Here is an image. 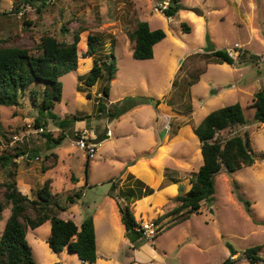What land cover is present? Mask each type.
<instances>
[{
	"label": "rangeland",
	"instance_id": "rangeland-1",
	"mask_svg": "<svg viewBox=\"0 0 264 264\" xmlns=\"http://www.w3.org/2000/svg\"><path fill=\"white\" fill-rule=\"evenodd\" d=\"M181 1L190 9L167 17L157 10L165 0H45V4L43 0H34L23 14L20 6L27 2L22 1L15 8L19 0H1L0 40L7 45L25 46L34 52L33 47L42 35L51 33L59 40L72 41L74 31L81 26L85 30L81 32L78 50L85 52L89 35L101 34L103 45L97 54L108 62L114 60L115 80L110 81V96L100 97L103 86L109 82L107 72L94 87H89L78 76L90 71L93 59L87 65L86 60L90 58H79L76 71L61 77L63 97L52 109L58 119L49 117L50 112L46 111L42 127L35 125L39 106L33 104L30 88H38L41 102L43 84L33 83L26 95L21 96L20 105H0V155L14 153L18 147L35 148L38 157L31 159L25 154L15 158L18 187L35 198L45 180L52 178V192L57 194L61 204H65L69 194L81 190L83 194L76 204L65 211H57L60 217L73 219L79 226L88 216L113 213L111 199L118 206L130 205V192L137 195L140 191L138 180L133 179L129 184L126 180V185L121 187H115L114 181L119 183L126 179L124 170L132 161L152 157L169 134L173 142L166 144L164 150L167 157L178 163V169L168 166L165 178L159 181L153 170L155 182L152 186L156 192L145 195L149 196L147 202L140 201L138 206L131 208L139 223L154 222L160 217L157 224L161 231L153 240L154 244L146 239L140 242L142 259L138 264H221L230 256L227 243L239 251L235 258L247 247L262 245L264 258V123L256 119L252 106L254 93L264 89V0ZM138 20H147L152 29L162 28L167 33L156 46L157 56L153 61L135 59L132 55L134 41L128 32ZM183 23L191 30L185 31ZM62 26L67 28L66 32L62 31ZM209 44L231 51L236 60L243 49L256 57L247 64L239 61L232 65L214 63L207 55ZM233 48L236 51L233 52ZM149 99L161 101L160 112ZM100 101L116 111L114 117L100 113ZM234 103L241 104L246 117L245 125L236 132H249L255 163L231 176L217 175L212 199L202 201L200 211L190 212L188 220L173 224V218L167 217V213L178 202L171 196L178 195L181 186H185L186 191L190 189L203 163L195 128L213 110ZM134 108L138 109L130 113ZM157 116L161 119L159 127L155 125ZM63 119L64 124L61 123ZM108 128L113 136L100 142L90 158L87 174L88 155L76 142L83 130L102 138ZM62 131L66 136L61 143L49 142L43 135L51 133L57 138ZM152 134L153 143L150 144ZM52 162L55 165L44 171L43 166ZM170 162L168 159L167 163ZM135 172L153 182L143 165L135 167ZM6 177L7 170H4L0 182ZM171 177L178 180L174 194L165 186ZM160 185L162 187L158 188ZM2 192L0 201L5 200ZM246 200L251 214L245 208ZM9 214L10 206L0 220V235ZM107 224V218L98 222L101 255L107 252ZM50 232V221L28 231L27 239L38 264H90L68 250L54 252L47 243ZM121 248L124 247L120 244ZM122 260L121 255L115 253L110 264H121ZM236 264L251 263L241 259Z\"/></svg>",
	"mask_w": 264,
	"mask_h": 264
},
{
	"label": "trees",
	"instance_id": "trees-1",
	"mask_svg": "<svg viewBox=\"0 0 264 264\" xmlns=\"http://www.w3.org/2000/svg\"><path fill=\"white\" fill-rule=\"evenodd\" d=\"M24 1L33 3L34 0H19L15 4L18 8ZM1 4V0H0ZM45 4V0L43 3ZM13 8V9H15ZM190 9L181 0H169V5L162 10L167 17H174L180 10ZM30 23V22H26ZM185 31H190L189 25L183 23ZM84 27H79L74 31L73 40H59L51 33L41 36L40 41L31 48L17 45L6 44L0 40V105L18 106L21 103V96H25L27 89L33 83H42V100L40 102V92L38 88L31 87L30 95L34 105L39 106V116L35 120L36 127L45 124L44 113L50 112L53 119H58L57 114L52 112L56 103L62 100L63 83L61 77L78 68V43L80 42L81 32ZM62 31L67 28L62 26ZM129 37L134 41L132 55L135 59H151L154 56V46L166 37V31L162 28L152 29L147 20H138L134 28L129 32ZM209 42L210 37L207 36ZM2 41V42H1ZM103 45L101 34H91L88 38V49L84 57L93 59V66L87 74L79 75L78 78L86 83L87 86H94L104 72H107L109 82L102 88L104 98L110 96V81L113 79L115 62L102 59L98 55V49ZM208 58L214 63L234 64L249 62L256 57L248 50H242L236 60L228 50L216 49L213 44L207 47ZM198 81V78H197ZM175 82L173 83V85ZM214 92V90H212ZM88 94V93H87ZM155 108L161 101L149 99ZM252 106L255 107L256 119L264 123V89H259L254 93ZM100 113L106 112L111 118L116 111L108 109L103 102L98 103ZM112 109V110H111ZM80 119V118H77ZM65 119L61 122L64 124ZM43 123V124H42ZM246 117L240 103L220 107L207 114L195 128V134L200 140V149L203 156V163L192 179V186L185 195H177L174 201L178 202L167 215L174 217V224L181 223L189 218L190 212H198L201 209L202 201L212 199L216 191V177L220 173L232 175L235 171L252 166L255 163L251 138L248 131L243 134L236 132L237 128L244 126ZM47 141L61 143L66 134L62 131L57 138L51 133H43ZM108 136L98 138L100 143ZM29 155L30 158L38 157L35 148L18 147L14 153L4 152L0 155V179L2 172L7 170L6 180L0 182V191L3 190L4 201H0V220L4 218V210L10 206V214L6 219L4 229L0 235V264H38L33 253V248L27 239L30 229H36L45 222L50 221L51 232L47 243L54 252H62L67 249L70 253L77 254L83 262L95 263L98 258L96 229L93 216L86 217L80 226L73 219L60 217L57 211H65L77 203L78 198L83 194L81 190L75 191L67 196L65 204L58 202L57 194L52 192L53 179L45 180L43 186L37 190L36 197L31 198L24 194L17 183L18 163L15 158L20 155ZM47 160L49 156L47 155ZM58 158V155H57ZM55 162L44 165L43 170L52 168ZM13 166L14 169H11ZM86 173L89 172L90 157L86 162ZM134 178L133 174H128L127 179ZM75 180V178H73ZM176 181L173 178H170ZM121 180V179H119ZM137 195L130 192V201L153 194L155 189L146 185L140 179ZM118 181H114L116 187ZM122 192V190H121ZM120 192V193H121ZM245 208L251 214L249 201H245ZM121 218L125 225L126 235L131 242L145 239L140 231L137 230V221L130 205L123 207L119 204ZM159 223L160 217L156 220ZM230 256L221 264H236L241 259L248 260L251 264L264 262L261 255L262 245H255L245 248L239 257H234L239 253L230 243Z\"/></svg>",
	"mask_w": 264,
	"mask_h": 264
},
{
	"label": "crops",
	"instance_id": "crops-1",
	"mask_svg": "<svg viewBox=\"0 0 264 264\" xmlns=\"http://www.w3.org/2000/svg\"><path fill=\"white\" fill-rule=\"evenodd\" d=\"M165 2H168L169 3V0H165ZM178 14V13H177ZM167 34V33H166ZM166 37H167V35H166ZM165 37V38H166ZM158 45V43L157 44H155V46H154V56H153V58H151V59H144V60H155V58H156V56H157V50H156V46ZM84 47H86L85 49L86 50H83V51H87V49H88V46L86 45V46H84ZM133 47H134V45H133ZM85 52L84 53H81L79 50H78V55H79V58L80 59H82V58H85L84 57V54H85ZM133 52V51H132ZM91 60H90V59ZM86 59H89V60H86V63H87V65H90V61H92V58L91 57H86ZM170 60H172V54H171V56H170ZM112 80H115V79H112ZM96 85V84H95ZM94 85V86H95ZM93 86V87H94ZM160 104L162 105V103L160 102ZM160 104L158 105V107H157V109H158V111H159V107H160ZM138 108H134V109H132L131 111H129L130 113H134L136 110H137ZM160 112V111H159ZM161 112H162V110H161ZM160 123H161V119H159V117L157 116L156 118H155V125L157 126L158 125V127H159V125H160ZM141 127H142V125H139L138 126V129H141ZM109 129V128H108ZM107 129V130H108ZM185 135H187V136H189L188 134H185ZM105 136H106V134H105ZM112 136H113V133H112ZM184 136V135H183ZM182 136V137H183ZM109 137H111V136H109ZM154 139H156V137H154ZM149 140H150V144H152L153 142H151V141H153V134H152V136H151V138H149ZM157 141V140H156ZM170 142H173V141H171V138H170V136H169V134H166L165 135V137H164V140H163V142H162V145L160 146V147H158L157 148V151L153 154V156L152 157H150V156H147V158H141V159H138V160H135V161H132L131 163H129L128 165H127V167L125 168V170H124V175H125V177H126V179L124 180H122L121 182H119L117 185L119 186V187H121V185H123V186H125L126 185V183L128 182V184L129 183H133L134 182V180L133 179H140L141 181H143L146 185H148V186H150V187H152V188H154L152 185H154V182H155V175L153 174V170H154V172H156V174H157V178H158V180L157 181H159L160 180V178L162 177L163 179L165 178V172H166V169H167V167L168 166H172L173 167V169H175V170H177L178 169V166L176 167V165L178 164L177 162H175V160L173 159L172 160V157L171 158H169V156L167 157V152H165V150H164V146H166V144H169ZM102 143V142H101ZM164 143H165V145H164ZM101 145V144H100ZM171 149L172 148H170V150L169 151H171ZM140 152H142V151H140ZM169 153V152H168ZM152 155V154H151ZM170 160L171 162L170 163H167V160ZM154 161V162H153ZM167 163V164H166ZM169 164V165H168ZM138 165H143L144 167H146L147 168V170H148V172H149V177H152V183H150L149 181H148V179H146V178H143V177H141V176H139L136 172H135V167H137ZM128 174H133L134 175V178L133 179H131V180H129V179H127V176H128ZM161 178V179H162ZM171 178H173V179H175L176 181H174V180H172V179H170L171 181L169 182V183H167V184H165V186L167 185V187L168 188H170L171 190H173L172 191V193L171 194H174L175 193V188L177 189V183H178V180H177V178H174V177H171ZM126 180H127V182H126ZM78 181V180H77ZM170 183H173V185H171ZM164 186V185H163ZM160 187H162L161 185L158 187V188H160ZM155 189V188H154ZM155 192H156V189H155ZM177 196V195H176ZM176 196H171V198L173 197H176ZM149 196H145V197H143V198H141V199H137V200H132V202L130 203V207L131 208H134V207H136V206H138V203L140 202V201H148V198ZM112 201H113V207H114V212L113 213H111V214H109L108 216H105L103 213H98V214H95L94 216H93V219H94V224H95V229H96V240H97V253H98V258H97V261L95 262V263H90V264H110L111 263V261H112V258H113V255L116 253H119L120 255H121V257H122V262H121V264H138V260H141L142 258H140V256H141V253H142V244L140 243L141 241H145V239H140V240H138V241H136V242H131V240L127 237V235H126V229H125V225H124V223H123V221H122V218H121V212H120V210H119V206H118V203L117 202H115L113 199H111ZM175 202V201H174ZM145 203V202H144ZM175 206H177V204L175 205ZM174 206V207H175ZM173 206L171 207L172 209L174 208ZM171 209V210H172ZM170 211V210H169ZM133 213H134V215H135V217H136V213H135V211H134V209H133ZM167 217H171V218H173L171 221H173L174 222V217L173 216H171V215H169V216H167ZM104 218H107V228H106V230H105V235H106V239H107V241H106V250H107V252L104 254V255H101V252H100V246H99V242H98V222L100 221V220H102V219H104ZM136 219H137V217H136ZM188 220V219H187ZM170 221V222H171ZM186 221V220H185ZM169 222V223H170ZM184 222V221H183ZM182 223V222H181ZM77 224V223H76ZM174 224V223H173ZM179 224V223H178ZM80 226V225H79ZM122 245L124 248H121V249H119V245ZM153 244H154V242H153ZM65 250H67V249H65ZM64 250V251H65ZM144 251H146V250H144ZM63 252V251H62ZM77 255V254H76ZM228 258V257H227ZM226 258V259H227ZM225 259V260H226ZM84 263H88V262H84Z\"/></svg>",
	"mask_w": 264,
	"mask_h": 264
},
{
	"label": "built area",
	"instance_id": "built-area-1",
	"mask_svg": "<svg viewBox=\"0 0 264 264\" xmlns=\"http://www.w3.org/2000/svg\"><path fill=\"white\" fill-rule=\"evenodd\" d=\"M31 5V4H30ZM28 4L23 3L20 6V13L23 14L26 10L30 9L31 6ZM169 3L165 2L162 4L160 8H157V10L161 11L163 9H166L168 7ZM239 47V46H237ZM236 51L235 48H233ZM229 53L232 55V52L229 51ZM238 53V52H237ZM233 56V55H232ZM234 57V56H233ZM262 61L264 63V55L262 56ZM99 96H102V93L99 94ZM108 137L112 136V131L108 129L107 134ZM97 136H91V134L88 133L87 130H83L80 137L78 138L76 145L82 149L85 150L87 155L91 158L94 156L95 152L97 151L98 146L100 145L99 142H97ZM137 230L142 233L144 238L148 241L153 242V240L158 236L159 232L161 231V227L159 224H157L155 221L154 222H141L139 223ZM259 264H264V262H260Z\"/></svg>",
	"mask_w": 264,
	"mask_h": 264
},
{
	"label": "water",
	"instance_id": "water-1",
	"mask_svg": "<svg viewBox=\"0 0 264 264\" xmlns=\"http://www.w3.org/2000/svg\"><path fill=\"white\" fill-rule=\"evenodd\" d=\"M186 193H187V191L185 190V186H181L179 195H185Z\"/></svg>",
	"mask_w": 264,
	"mask_h": 264
}]
</instances>
